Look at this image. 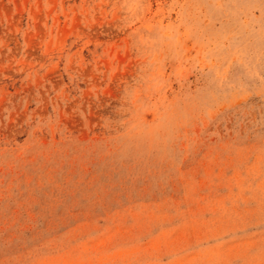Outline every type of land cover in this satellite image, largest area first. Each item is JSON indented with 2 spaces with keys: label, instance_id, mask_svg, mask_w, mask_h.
<instances>
[{
  "label": "rangeland",
  "instance_id": "rangeland-1",
  "mask_svg": "<svg viewBox=\"0 0 264 264\" xmlns=\"http://www.w3.org/2000/svg\"><path fill=\"white\" fill-rule=\"evenodd\" d=\"M0 264H264V0H0Z\"/></svg>",
  "mask_w": 264,
  "mask_h": 264
}]
</instances>
